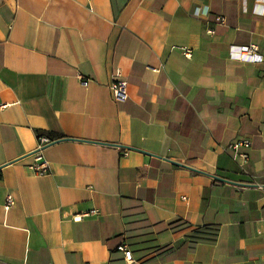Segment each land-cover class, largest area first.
Returning a JSON list of instances; mask_svg holds the SVG:
<instances>
[{
	"label": "crops",
	"instance_id": "1",
	"mask_svg": "<svg viewBox=\"0 0 264 264\" xmlns=\"http://www.w3.org/2000/svg\"><path fill=\"white\" fill-rule=\"evenodd\" d=\"M0 102V264H264V0H0Z\"/></svg>",
	"mask_w": 264,
	"mask_h": 264
},
{
	"label": "built area",
	"instance_id": "2",
	"mask_svg": "<svg viewBox=\"0 0 264 264\" xmlns=\"http://www.w3.org/2000/svg\"><path fill=\"white\" fill-rule=\"evenodd\" d=\"M221 20H225L221 18ZM258 46L257 45H249L242 47L241 58L243 59H251L252 61H261L262 56L257 52ZM185 55L189 56L190 51L188 49L184 50ZM87 81H84V85H87ZM110 89L112 92L113 97L118 101H125L128 98V82L125 78H123L120 69H117L114 79L110 84ZM9 103L7 102H0V109L8 107ZM55 141V138H52L46 134H40L38 136V151L35 161L29 165L30 169L38 174H45L50 170V162L48 159L44 157L43 154L40 153V150ZM251 141L249 139H239L230 145V150L232 151L233 159L243 167L249 160V153L247 151H242L243 148L249 149L251 147ZM125 154L127 155L128 152L126 151ZM16 203L15 196L13 194H8L5 198L4 208L5 210H9L12 208ZM99 214V211H89L83 213L82 215H78L75 218L81 219L84 216H91ZM116 249L123 252L125 259L127 261H133L134 255L133 251L129 249L125 244L121 243L118 244Z\"/></svg>",
	"mask_w": 264,
	"mask_h": 264
},
{
	"label": "trees",
	"instance_id": "3",
	"mask_svg": "<svg viewBox=\"0 0 264 264\" xmlns=\"http://www.w3.org/2000/svg\"><path fill=\"white\" fill-rule=\"evenodd\" d=\"M49 136L53 138L62 137L61 135L56 134V133H49ZM172 223L185 224L181 219H176ZM219 233H220L219 225H205L189 233L187 235V239L194 244L200 243V242L215 243L218 239Z\"/></svg>",
	"mask_w": 264,
	"mask_h": 264
},
{
	"label": "water",
	"instance_id": "4",
	"mask_svg": "<svg viewBox=\"0 0 264 264\" xmlns=\"http://www.w3.org/2000/svg\"><path fill=\"white\" fill-rule=\"evenodd\" d=\"M36 151H34L33 153H35Z\"/></svg>",
	"mask_w": 264,
	"mask_h": 264
}]
</instances>
